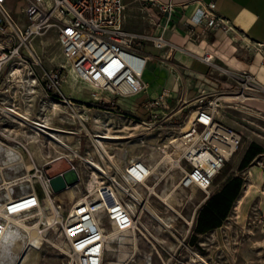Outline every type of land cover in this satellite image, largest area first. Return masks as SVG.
I'll list each match as a JSON object with an SVG mask.
<instances>
[{
    "label": "rangeland",
    "instance_id": "obj_1",
    "mask_svg": "<svg viewBox=\"0 0 264 264\" xmlns=\"http://www.w3.org/2000/svg\"><path fill=\"white\" fill-rule=\"evenodd\" d=\"M23 5V0L17 1L14 13L18 14ZM55 36L56 32L51 28L35 38L33 47L38 55L36 60L26 57L28 64L21 66L18 76L6 77V71L10 68L7 67L1 77L5 83H2L3 91L0 93V142L15 149L20 154L24 166H2L0 183L26 175L25 168L29 164H42L56 155L55 148L68 154L72 153L69 152L72 149L75 152L72 157L75 164L79 165L83 179L75 187L71 186L55 194V200L62 201L65 214L71 204L84 198L87 183L91 178L95 177L97 181L110 178L120 193L119 198L124 206L128 203L134 204L138 212L133 215L140 217L137 219L138 228L142 233L137 243L139 253L131 264H144L147 259L148 264H264V153L253 159L242 172L244 188L228 218L220 228L199 236L195 245L190 243L193 228H190L189 233L187 231L190 223L193 222L194 227L205 195L195 187L181 189L178 184L182 173L175 168V161L182 155L181 132L198 106L201 95L206 96V101L214 98L219 101L216 108L217 120L236 131L242 138L239 150L225 164L224 169L237 166L247 143L257 142L264 146V91H260V86L242 92L237 83L233 86L220 84V89L223 86L224 91L217 94H211L210 90L204 88L183 89L168 101L166 108L156 109L152 113L140 108L130 110L126 105H101L93 100L92 93L106 100L108 95L85 84L60 83V93L53 87L48 88L49 80L44 73L57 71L60 61ZM144 79L150 80L147 70ZM255 79L260 81V77ZM239 93L245 94L244 101L219 100L221 97H234V94ZM142 99L143 97H135L126 100L129 105L137 107ZM53 105H57L58 109L53 110ZM1 108L14 110L21 115L26 114L28 120L33 123L47 118L49 126L73 132L62 133V141L70 149L45 140L43 134L40 139L45 141L44 144L29 143L24 134H30V126L25 122L22 127L16 124ZM104 132L126 137L103 141L107 154L113 155L110 160L107 156L100 157L93 146L92 135ZM173 140L174 143L171 142ZM48 142L55 147H50ZM165 153L174 159L173 165L167 162L165 168L162 166L158 167L159 170L154 169L153 176L145 186L122 177L124 167L131 157L141 159L156 168ZM92 165H99L103 171L95 169ZM181 166L187 168L184 160H181ZM65 169L64 162H57L48 171L54 175ZM22 185L27 188V183ZM21 186L13 187L16 195L21 193ZM5 193H8L6 189L0 194ZM163 193L169 194V198L165 200ZM143 203L161 219L170 218L169 227H163L154 220L150 213L142 208ZM102 222L109 230L104 217ZM21 232L27 234L22 229ZM112 246L113 249L120 248L115 243ZM63 250L64 242L58 232L47 230L41 237L38 235L36 246L29 247L18 264H64ZM192 252H196L198 257ZM116 255V252L106 248L104 262L108 264L118 260Z\"/></svg>",
    "mask_w": 264,
    "mask_h": 264
},
{
    "label": "built area",
    "instance_id": "obj_2",
    "mask_svg": "<svg viewBox=\"0 0 264 264\" xmlns=\"http://www.w3.org/2000/svg\"><path fill=\"white\" fill-rule=\"evenodd\" d=\"M6 1L0 0V93L3 91L2 83H5L1 79L5 69L10 67L6 77H16L21 66L28 64L26 57L36 60L38 55L33 41L51 28L56 32L62 63L57 71L44 73L49 80L48 88L53 87L60 93V83L85 84L108 95L106 100L92 93L93 100L101 105L145 92L142 75L148 57L142 52L143 45L157 49L170 47L161 35L127 31L123 26V0H23L21 13L24 23L14 18L5 5ZM187 3L195 7L190 23L202 29L201 35L216 30L235 32L229 21L217 12L214 2L189 0ZM153 4L162 12H175L174 5L170 3ZM212 60L211 55L203 57L208 64H212ZM231 76L232 82L228 85L237 83L242 92L260 86L255 77L245 71ZM210 91L217 94L224 90L222 87ZM167 97L161 94L158 99L147 102L145 109L152 113L155 108H162ZM199 98L198 106L187 121L189 126L186 125L181 132L182 155L175 161V168L182 173L178 186L181 189H200L205 200L210 195L214 179L239 150L242 138L217 120L218 100L206 101L205 95ZM55 154L40 165L32 162L26 175L0 183V193L7 187L11 190L0 194V235L8 219L14 217H24L27 223L31 222V227L37 226L40 236L52 229L63 239L64 264H106V233L112 229L132 233L138 243L142 234L138 221L125 208L110 178L98 181L92 193L87 189L84 198L71 204L64 214L62 201L55 200L50 180L69 169L76 172L79 184L83 173L73 157L56 153V150ZM181 160L186 162L187 168H182ZM57 162H64L66 169L51 175L48 169ZM153 172L154 167L135 159L126 164L122 177L145 186ZM24 183H27V188L16 195L13 187ZM46 216L52 218L47 224L40 221ZM103 217L109 230L102 222ZM192 224H188V233L190 228H194ZM134 258L133 255L120 264H131Z\"/></svg>",
    "mask_w": 264,
    "mask_h": 264
},
{
    "label": "crops",
    "instance_id": "obj_3",
    "mask_svg": "<svg viewBox=\"0 0 264 264\" xmlns=\"http://www.w3.org/2000/svg\"><path fill=\"white\" fill-rule=\"evenodd\" d=\"M17 1L19 0H7L5 5L18 22L24 23L21 9L18 14L14 13ZM188 1L123 0L124 28L130 32L161 35L170 47L157 49L152 45H143L142 52L148 57L145 70L148 71L150 80L144 79V70L142 81L146 90L135 96L143 99L135 107L127 103V98H119L113 101L115 106L126 105L130 110L140 108L147 111L145 104L164 94L168 96L164 106L154 110L163 109L171 98L178 95L179 90L218 89L220 84L229 83L227 76L218 68H224L231 78L232 74L243 71L257 79L260 77L258 83L264 87V0H201L204 3L214 2L217 12L235 30L232 33L209 31L205 35H201L200 27L191 25L190 17L194 14L195 7L188 4ZM153 2L170 3L174 5L175 12H162ZM59 53L60 64V48ZM208 55L213 57L212 64L203 61V57ZM234 101L236 102L235 98L231 102ZM250 143L245 145L237 166L226 169L224 166L215 178L210 195L203 201L196 217L192 234L196 240L199 236L220 228L233 210L244 188L242 172L246 168L240 169L239 164ZM253 143L264 148L257 142ZM251 154L248 153V156ZM249 175H252L251 171Z\"/></svg>",
    "mask_w": 264,
    "mask_h": 264
},
{
    "label": "bare ground",
    "instance_id": "obj_4",
    "mask_svg": "<svg viewBox=\"0 0 264 264\" xmlns=\"http://www.w3.org/2000/svg\"><path fill=\"white\" fill-rule=\"evenodd\" d=\"M48 5L50 7L51 3L49 2ZM218 69L224 75L227 76L228 82L231 83L232 78L228 77L229 72L225 71V69H222V68H218ZM22 82L24 83V81H22ZM22 82H21V85H22ZM256 88H259V87L257 86V87H255V89ZM259 89H260V91H264V87H262V86H260ZM234 98L236 99V101H238V100L244 101L246 99L245 94L239 93V94H234V97H221V98H219V100H221L222 102H225V101H232V99H234ZM52 109L57 110L58 109L57 105H53ZM1 111L5 115L12 117V119L15 120V123L20 125L21 127L23 126L22 123H24V122L30 126V134L29 133L27 134V132H25V134H24V138L26 140H28L29 143H38L39 142V143L44 144L45 141L40 139V135L43 134L45 140L48 139V140L52 141L53 143H57V145L60 144L64 148H67V150L70 149L69 146H66L65 145L66 143L64 144V141H62V138L64 137L62 135V133H69L70 134L73 132H67L66 130L64 131V130L53 128V127L49 126L50 124L48 123L47 118L43 119L39 123H33V122L28 120V117L26 116V114L21 115L14 110H9L6 108H1ZM188 126H189V124L187 125V127ZM92 137L94 139V142H93L94 145L93 146L95 147V150L97 151V153L100 154V157L101 156H107L108 159L109 158L112 159L113 155L111 156L110 154H107L105 146L103 145V141L104 140L126 139V137L113 136L107 132L98 133V134L96 133L95 135H92ZM174 141L175 140H173L171 142L174 143ZM48 145H50V147H55V146H51L52 145L51 142H48ZM55 150H56V153L59 152L60 154L66 156V157H72V155L74 156V154H72V153H75L74 151H72V149L69 151V152H72L71 154L61 152V151L57 150L56 148H55ZM0 153H1L0 170H1L2 166H10V167L13 166V167H20V168L24 166V162H23L20 154L15 149H13L10 146L4 145L2 142H0ZM129 160L134 161L135 157H131ZM167 162H169L171 165H173L174 159H172L170 154L165 153L164 157H162L160 159V161H158V163L156 164L157 166L155 165L156 168H154V169L159 170L158 167H162V166L164 167L165 164H167ZM86 163H87V161H86ZM92 166H94L95 169L98 168L99 170H102L99 165H96V166L92 165ZM31 167H32V164H29L25 168V170L28 171L29 169H31ZM156 170H155V172H156ZM96 183H98V181L95 179V177L91 178V180L87 183V189H89V191L91 193L93 192V189H94V186ZM75 186L76 185H74V187ZM23 187L24 186L22 185L21 188H23ZM149 189H151V188H149ZM6 190L8 193L11 191L8 187L6 188ZM23 190H24V188L22 189V191ZM101 195L104 196V194H101ZM164 195H165V197H164L165 200L167 198H169V196H170L169 194H164ZM242 200H243V198L239 201V204H241ZM125 208L129 212L134 213V214H136L138 212L137 207L134 204L128 203L125 205ZM142 208L147 210L150 213V215L152 216V218L154 220H156L157 222H159L163 227H166V228L169 227L168 224H169L170 218H167L165 220L161 219L154 212H152L149 209V207H147V205L144 203L142 205ZM51 219L52 218L50 216H46L43 219H41L40 221L47 224L51 221ZM136 219L139 220L140 217H138ZM21 229L24 230L27 234L26 233H25L26 235L22 234ZM38 235H39L38 227L37 226H34V227L29 226L26 219L19 218V217H14V218L8 219L7 224L5 226V229H4L3 233L0 235V264H18L20 259H21V256L25 253V251L29 247H35L36 246V241L38 239ZM136 240L137 239H135L134 236L132 235V233H130V232L120 233V232L113 230V229L108 231L106 233L105 252H106V248H107L109 251L116 252L117 253L116 256L118 257V260L116 259V261H114L112 263L110 261L109 263L110 264H120V263L128 261V259L132 258L133 255L136 258L137 254L139 253V247H138ZM113 243H115L117 246H120V248L116 247V249L115 248L113 249L112 248ZM192 253H193V255L196 256V258L198 257L196 252H192ZM135 258H134V260H135ZM147 260L144 262V264L145 263L148 264Z\"/></svg>",
    "mask_w": 264,
    "mask_h": 264
},
{
    "label": "water",
    "instance_id": "obj_5",
    "mask_svg": "<svg viewBox=\"0 0 264 264\" xmlns=\"http://www.w3.org/2000/svg\"><path fill=\"white\" fill-rule=\"evenodd\" d=\"M79 182L74 170H65L61 174L54 175L50 180V185L55 194L62 192L67 187L76 185Z\"/></svg>",
    "mask_w": 264,
    "mask_h": 264
},
{
    "label": "trees",
    "instance_id": "obj_6",
    "mask_svg": "<svg viewBox=\"0 0 264 264\" xmlns=\"http://www.w3.org/2000/svg\"><path fill=\"white\" fill-rule=\"evenodd\" d=\"M250 152L252 154L250 156H248V153H250ZM261 153H264V148H261L259 145L251 142L248 145V147H247V149H246V151H245V153H244V155L240 161L239 168L240 169L246 168L249 165V163L252 161V159ZM238 189H239V186H238ZM236 194H237V192H236ZM190 243H193V245H195L196 244V238L191 236Z\"/></svg>",
    "mask_w": 264,
    "mask_h": 264
}]
</instances>
